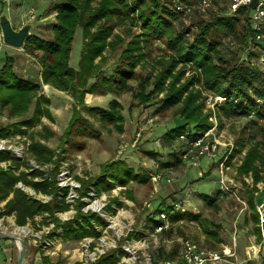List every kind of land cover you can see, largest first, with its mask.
<instances>
[{"label": "rangeland", "instance_id": "1", "mask_svg": "<svg viewBox=\"0 0 264 264\" xmlns=\"http://www.w3.org/2000/svg\"><path fill=\"white\" fill-rule=\"evenodd\" d=\"M55 2L56 0H8L7 4L0 3V14L5 13L12 26L17 28L25 23L27 13L32 9L35 18L30 34L49 37L50 25L54 22ZM212 12V9L204 12L192 11L190 17L183 20V24L191 27L192 22L208 18ZM131 24L132 26L127 18L121 22H115L111 33L117 35L120 41L112 49L105 48L104 58L98 63V58L94 60L95 70L101 68L106 77L114 78L116 85L120 80L116 75L120 66L119 56L126 42L137 37L140 31L138 24L132 22ZM82 44V30L80 26H77L74 30L69 57V65L74 69L78 67ZM223 48L226 58L235 52L238 56H244L245 53L234 38H226ZM144 53V58L139 60L131 70L124 72L129 75L123 79L129 86L128 90L119 89L120 91L116 93L98 84L94 92L83 94L81 104V101L74 102L69 93L41 83L37 57L24 46L13 48L4 44L0 49V64L5 54L12 56L13 71L23 78L38 81L40 90L37 95L42 100L45 98L48 101V103H42L43 113L46 116H40L39 120L27 126L17 121L33 117L34 102L22 116L9 117L6 109L0 108V125H11L9 128L14 131L11 134H19V140L22 142L23 139V142L27 143L24 158L19 162L18 168H13L14 171L29 173L31 169H35L30 166L32 165L30 161H33L39 165L44 176L52 177L48 170L51 164H39L28 152L29 144L36 141L53 151L58 165L55 178L57 185L69 189L65 197L66 201L73 204V199L78 196L75 189L79 188L80 191H86V195L80 197L85 207L87 203L91 205L95 202L103 206V216L96 213L104 223L103 226L97 225L101 235L97 238L88 236L90 248L85 247L87 243L83 237L65 241L60 234V228L55 229L51 222L45 223L47 219L44 218V221L43 216L46 214L35 215L33 220L23 226L11 225L9 220L0 216L2 223L6 226L4 233L16 232L14 235L22 237L25 244L33 251L34 249L39 252L49 251L51 259L44 264H82L84 259L88 258L87 254L92 253L93 247L100 246V240L103 239L109 245L114 242L117 246L121 245L135 232L150 225L146 220L150 213L157 208L169 211L171 207L166 205L170 203H180L181 212L199 215V219L184 217L171 223V231L167 235L160 236V239L170 240L168 243L161 241L160 247L164 252L175 251L173 255H176L178 249L176 238L178 237L188 238L204 247L218 250L221 243H228L234 235L237 250L238 247L247 245V234L252 230L248 198L253 196L255 205L264 203V191H262L264 180L253 185L251 171L240 172L239 166L248 148L254 142L257 143L258 155H262L264 159V136L259 131L250 130V120L246 116H218V106L225 101V98L194 84L189 89L200 92L198 101L202 103V114L209 123L208 129L204 132L203 141L215 142L217 144L215 151L197 155V149L192 148L180 135H175L172 139L167 138L166 132L183 122V118L175 115L178 105L169 108L161 106L159 101L165 91L151 93L146 101L138 98L136 92L140 90L143 83H151L173 53L165 47L164 42L156 38L148 40ZM259 68L264 69V67ZM191 75L192 72L186 67L180 82ZM168 81L169 78L164 84L166 85ZM92 82L94 78H89L87 85ZM150 87L148 84L147 89ZM113 101L119 104L118 109L122 115L121 129L117 128L118 125L103 122L99 119L97 112H91L85 108V106H97L107 109L109 103ZM47 109L51 117L47 116ZM73 111L76 112L73 114ZM74 115L78 118L70 126V120ZM258 125H264V120L258 121ZM67 129H69L68 132ZM116 160L123 162L126 167L136 173V178L128 179L124 186L115 182L110 189L105 190L100 187V190L95 192V183L91 181V184H87L86 182L96 177L106 162ZM164 163L168 164L161 165ZM220 163H223V175L227 177L225 188H222L219 182ZM254 164L261 169L259 175L264 176V165L260 164L259 158L254 161ZM11 165L14 166L13 162ZM109 174V172L106 173V175ZM157 174L160 178L153 180L152 175ZM28 177L30 178V175ZM36 179L39 178L36 177ZM78 179H81V182ZM20 184L33 198L39 199L42 195H48L35 192L30 186ZM86 186L88 188H84ZM255 187L257 190L254 189ZM204 196L217 197L214 200L215 207L206 205ZM55 215L61 220H67L74 215V209L70 205L69 210L57 212ZM26 227L37 236L24 235L22 230ZM245 227H248V231L242 234L241 228ZM115 228L123 234L120 239L117 238ZM130 228L134 233L131 231L127 233ZM206 229L216 231L221 242H215L205 233ZM129 233L132 234L128 237ZM46 241L49 243L48 246H43ZM147 241L150 244L149 251L156 254L155 248L151 246V239ZM31 249L29 250L32 251ZM17 253L14 254L11 264H15ZM77 255L80 257L73 260V257ZM90 263L91 261L87 262V264Z\"/></svg>", "mask_w": 264, "mask_h": 264}, {"label": "trees", "instance_id": "2", "mask_svg": "<svg viewBox=\"0 0 264 264\" xmlns=\"http://www.w3.org/2000/svg\"><path fill=\"white\" fill-rule=\"evenodd\" d=\"M199 2L200 0H170L168 2L167 0H56L54 22L50 25L51 35L40 37L32 33L26 39L24 48L37 57L41 83L69 93L74 102L81 101L82 104L83 94L94 92L98 84L116 93L120 90H128L129 86L123 79L129 75L124 72L131 70L139 60L145 57V46L150 38L159 39L173 54L151 83H143L136 95L146 101L151 93L165 91L159 101L161 106L169 108L178 105L175 115L183 118V122L170 128L166 132L167 138L172 139L180 134L193 138L200 137L208 129L209 123L201 111L202 103L198 101L200 92L189 89L194 84L225 98V101L218 106V116H246L250 120V130L259 131L264 136V125H258V121L264 120V69L259 68L264 66L250 63L258 51H251L248 47L251 36L249 7L245 6L233 14H226L225 0H212L211 6L204 10L199 8ZM174 3H182L186 7L177 11ZM208 9L213 11L208 18L195 21L196 23L192 22L191 27L184 26L183 20L190 17L192 11L204 12ZM125 18L130 21L131 26V22L138 24L140 31L137 37L126 42L119 56L121 61L119 60L120 66L118 65L119 71L116 75L120 80L116 85L114 78L106 77L101 68L95 70L94 60L98 58V63L104 58L105 48L112 49L120 41L119 37L111 31L115 22H121ZM77 26L81 27L83 44L78 67L74 69L69 65V57L74 30ZM226 38H234L241 49H244V56H238L235 52L226 58L223 50ZM12 63L13 57L5 54L0 64V108L6 109L9 117L22 116L34 102L33 117L17 121L27 126L45 115L42 103H48V101L45 98L42 100L37 95L40 83L17 75L12 69ZM186 67L190 69L192 75L180 82ZM89 78H94V82L87 85ZM168 78L169 81L165 85L164 82ZM148 84L151 87L147 89ZM118 107L119 104L115 101L109 103L107 109L85 106L86 110L97 112L99 119L103 122L118 125L117 128L121 129L122 115ZM75 112L73 111V114ZM46 114L51 117L48 109ZM77 118L78 116H72L70 126L76 122ZM10 126L0 125V137H6L9 134ZM250 138L253 137L250 136ZM256 144L254 142L248 148L239 166L240 172L251 171L253 185L264 180V176L259 175L260 167L254 164V161L259 158L260 164L264 165V159L262 155H258ZM28 152L39 164H51L48 170L53 178L44 176L39 168L31 169L29 173L0 169V200L12 193L4 203L0 216L14 214L15 224L21 226L33 220L35 215L46 214L43 216L44 221L47 219L45 223L51 222L55 229L60 228L63 238L99 237L101 230L96 227L103 226V221L93 212L82 211L84 202L80 197L86 195V191L75 189L78 196L71 204L65 199L68 187L57 185L55 178L58 165L53 151L35 141L29 144ZM6 158H8L7 154H0V160ZM18 167L19 163L15 168ZM108 172L110 174L106 175ZM28 175L30 178H27ZM136 176V173L126 167L123 162L108 161L103 165L101 172L86 183L94 182L95 192H97L100 187L105 190L110 189L115 182L124 186L128 179L136 178ZM35 177L39 179L35 180ZM78 180L81 182V179ZM17 182L30 186L35 192L50 195V200L43 202L31 197L15 186ZM254 189L257 190L256 187ZM216 198L206 197L205 204L215 207ZM70 205L74 209L72 218L61 220L55 215L57 212L69 210ZM173 205L174 203H170L166 206L173 207ZM248 207L253 224L252 231L259 240L261 229L253 196L248 198ZM161 210L163 209L157 208L150 213L146 219L147 223L155 222L156 215ZM184 212H181L180 208L174 209V212L169 215L170 222L173 223L184 217L199 219V215ZM170 231L171 227L161 234L167 235ZM205 233L215 242H221L216 231L206 229ZM131 234L129 233L128 237ZM174 252H164L162 247L158 249V255L165 258H172ZM122 254L123 250L119 246L110 248L90 264H115Z\"/></svg>", "mask_w": 264, "mask_h": 264}, {"label": "built area", "instance_id": "3", "mask_svg": "<svg viewBox=\"0 0 264 264\" xmlns=\"http://www.w3.org/2000/svg\"><path fill=\"white\" fill-rule=\"evenodd\" d=\"M170 1V0H168ZM227 11L226 14H233L238 9L248 6V18L250 21L251 28V36L249 39V49L251 51H258L256 56L251 60V64L256 66H264V0H256L255 6L253 8L250 7L251 0H225ZM8 0H1L0 3L7 4ZM212 4V0H200L198 6L200 9L204 10L210 7ZM186 5L182 3H174V8L178 11L182 8H185ZM189 10V8H186ZM35 18L34 11L31 9L27 13L26 20L24 22H33ZM4 45L3 36L0 29V49ZM43 84V83H42ZM44 86L46 84H43ZM14 133L12 129H10L9 134L6 137H0V154H7L8 158L4 160H0V169L7 170L15 168V164L19 163L24 158L25 150H27V143L19 140V134H11ZM180 137L183 138L188 144L192 146V148L197 149V155L208 154L210 152L215 151L217 144L215 142H204V134L200 137H187L185 134H180ZM13 138V140L11 139ZM13 162L14 166L11 165ZM33 168H39L36 163L30 161ZM48 166V165H46ZM219 175L221 183V187L225 188V180L226 176L223 175V163L219 164ZM160 178V175H152L153 180H157ZM35 180L36 177L34 178ZM21 182H17V186L21 189ZM51 196L42 195L39 199L43 202L50 200ZM85 207V206H84ZM82 207L83 212H93L98 213L100 216H103V206L102 204L93 203L88 205L87 207ZM180 208V203H174L173 207L170 208L169 211L163 209L159 211L156 215V221L151 223L146 228L142 229L139 232H133L130 228L129 231L134 234L125 239L120 246L123 250V254L119 257V260L115 264H220L222 262H227L230 264H238L237 263V244L236 238L234 235L231 236L228 243H221L220 249H211L200 245L199 243L188 239V238H176L178 243V249L176 255H173L172 258L160 257L158 255V249L160 247L161 241L163 243H168L170 240L168 238L160 239L161 233L165 230H168L171 227V222L169 220V215L174 212V209ZM255 209L259 215L260 223L264 222V203H260L259 205H255ZM68 219V218H67ZM114 226V224H113ZM97 228V227H96ZM6 226L2 223V218H0V232H5ZM117 238L123 235L119 233L118 228H115ZM24 235L35 237L36 233H33L29 228H25L22 230ZM16 233V232H15ZM14 233V234H15ZM126 233V234H127ZM125 234V235H126ZM137 236V237H136ZM147 239H151L152 247L156 250V254H152L149 251L150 244ZM83 240L86 241L85 247L90 248V239L88 236L83 237ZM35 241V239L33 240ZM101 244L99 247H93L92 253H88L87 257L84 259L82 264H87L88 261L93 262L98 256L107 251L110 248H116V242L112 244H107L103 239L100 240ZM43 246H48L49 243L44 242ZM110 246V247H109ZM254 251L258 254L261 251H264V234L258 243L254 246ZM250 256L246 253V258Z\"/></svg>", "mask_w": 264, "mask_h": 264}, {"label": "crops", "instance_id": "4", "mask_svg": "<svg viewBox=\"0 0 264 264\" xmlns=\"http://www.w3.org/2000/svg\"><path fill=\"white\" fill-rule=\"evenodd\" d=\"M15 186L18 187L17 183ZM21 190L26 192L24 189H21ZM11 195H12V193H10L5 199L0 200V206H1L0 211L2 210L3 205L6 202V200ZM1 216L3 218H5L7 221L9 220L11 225H16L14 222V217H15L14 214L1 215ZM258 224H259L260 229H261V237H262V234H264V225H262V223H260V221ZM252 225L250 226V228H252ZM16 226H19V225H16ZM21 226H23V225H21ZM241 231H242V234L246 233L248 231V227L241 228ZM247 239H248L247 245H243L242 247L241 246L238 247V250L236 252L237 263L238 264H264V251H261L258 254H256L254 251V246L256 245V243H258L260 241L261 238L259 240H257L256 234L251 230V232L249 234H247ZM64 240L67 241V238H64ZM27 246L28 245L25 244V248H26L25 249V255H24V258H23V261L21 264H44V263H47V261H49L51 259V255H49L50 253H48L49 251L48 252L47 251L39 252L38 250L35 251V249L33 251L31 249V247H29V246L27 247ZM29 249H31L32 251H30ZM17 251H18V245H17L16 241H14L12 239H7V238L6 239L0 238V264H11L12 258ZM246 253L250 257L246 258ZM79 257L80 256L77 255L76 257H73V260L77 259ZM244 260H245V262L243 263ZM220 264H230V263L222 262Z\"/></svg>", "mask_w": 264, "mask_h": 264}, {"label": "water", "instance_id": "5", "mask_svg": "<svg viewBox=\"0 0 264 264\" xmlns=\"http://www.w3.org/2000/svg\"><path fill=\"white\" fill-rule=\"evenodd\" d=\"M256 0H251L250 7L255 6ZM33 22H25L19 27L15 28L12 26L10 19L5 13L0 14V29L3 36V42L5 45L20 48L24 46V43L30 35ZM0 238L13 239L18 238V253L15 264H21L25 255V240L17 235L0 232Z\"/></svg>", "mask_w": 264, "mask_h": 264}, {"label": "bare ground", "instance_id": "6", "mask_svg": "<svg viewBox=\"0 0 264 264\" xmlns=\"http://www.w3.org/2000/svg\"><path fill=\"white\" fill-rule=\"evenodd\" d=\"M15 241H16V243H17V245H18V238H16Z\"/></svg>", "mask_w": 264, "mask_h": 264}]
</instances>
